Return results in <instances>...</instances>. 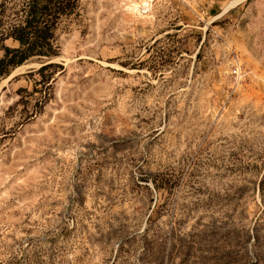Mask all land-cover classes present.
<instances>
[{"label": "rangeland", "instance_id": "rangeland-1", "mask_svg": "<svg viewBox=\"0 0 264 264\" xmlns=\"http://www.w3.org/2000/svg\"><path fill=\"white\" fill-rule=\"evenodd\" d=\"M229 1L77 0L0 77V264H264V0Z\"/></svg>", "mask_w": 264, "mask_h": 264}, {"label": "trees", "instance_id": "trees-1", "mask_svg": "<svg viewBox=\"0 0 264 264\" xmlns=\"http://www.w3.org/2000/svg\"><path fill=\"white\" fill-rule=\"evenodd\" d=\"M5 0H0V77L31 58L50 59L58 53L55 30L62 16L74 12L77 0H22L15 21L4 28ZM2 29H8L3 32ZM10 39L15 46L3 43ZM49 64L38 68L41 73Z\"/></svg>", "mask_w": 264, "mask_h": 264}, {"label": "bare ground", "instance_id": "bare-ground-1", "mask_svg": "<svg viewBox=\"0 0 264 264\" xmlns=\"http://www.w3.org/2000/svg\"><path fill=\"white\" fill-rule=\"evenodd\" d=\"M238 1H240V0H231L225 5V7H229V5H233L234 3L238 2Z\"/></svg>", "mask_w": 264, "mask_h": 264}, {"label": "built area", "instance_id": "built-area-1", "mask_svg": "<svg viewBox=\"0 0 264 264\" xmlns=\"http://www.w3.org/2000/svg\"><path fill=\"white\" fill-rule=\"evenodd\" d=\"M232 73L236 75L238 73L237 68H233Z\"/></svg>", "mask_w": 264, "mask_h": 264}]
</instances>
